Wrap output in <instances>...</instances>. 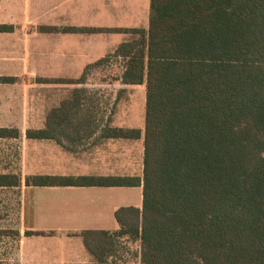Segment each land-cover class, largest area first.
I'll return each instance as SVG.
<instances>
[{
  "label": "trees",
  "instance_id": "16d2710c",
  "mask_svg": "<svg viewBox=\"0 0 264 264\" xmlns=\"http://www.w3.org/2000/svg\"><path fill=\"white\" fill-rule=\"evenodd\" d=\"M119 31L132 38L95 66L120 59L122 83L146 85L145 127L107 121L103 132L144 136L142 178L28 176L26 185L142 186V207L116 212L118 230L82 233L100 264H115L128 243L139 245L140 264H264V0H151L147 30ZM89 69L56 82L83 83ZM84 92L75 90L45 129L27 137L60 142L57 131L67 127L94 130L98 100ZM17 136L16 128H0V138ZM19 184L18 175L0 174V187Z\"/></svg>",
  "mask_w": 264,
  "mask_h": 264
},
{
  "label": "crops",
  "instance_id": "0c3cea01",
  "mask_svg": "<svg viewBox=\"0 0 264 264\" xmlns=\"http://www.w3.org/2000/svg\"><path fill=\"white\" fill-rule=\"evenodd\" d=\"M150 6L151 0H0V27L8 28L0 32V77L17 78L14 83H0V128L19 130L17 137L0 138V170L23 172L19 186L13 187L21 189L22 201L20 239L13 254L17 264H100L87 250L82 233L116 231L120 208L142 207V186L34 187L25 180L28 176L142 178L144 136L106 138L103 128L107 121L115 128H144L118 125L115 115L100 114L99 107L92 120L100 124L94 130L78 133L67 127L57 131L60 142L29 139L27 131L45 129L50 112L71 100L77 89L95 98L92 90L107 84L56 80L79 79L89 68L88 72L108 69L107 62L95 64L132 38L119 30L148 29ZM70 28L104 31L66 30ZM117 83L139 86L120 79ZM95 99L99 106V98ZM79 117L67 119L74 122Z\"/></svg>",
  "mask_w": 264,
  "mask_h": 264
},
{
  "label": "rangeland",
  "instance_id": "374dc122",
  "mask_svg": "<svg viewBox=\"0 0 264 264\" xmlns=\"http://www.w3.org/2000/svg\"><path fill=\"white\" fill-rule=\"evenodd\" d=\"M105 65L108 69L90 70L87 81L93 84H107L103 88H94L95 98H99L100 114L115 115L116 124L124 127L145 126L146 85L115 86L123 72L120 59L113 58ZM119 87V88H117ZM14 174L20 178L23 172L17 169H1L0 174ZM143 173V172H142ZM22 201L20 188L0 187V264H17L13 254L20 239ZM123 250L113 259L115 264H140L138 244L123 245Z\"/></svg>",
  "mask_w": 264,
  "mask_h": 264
}]
</instances>
